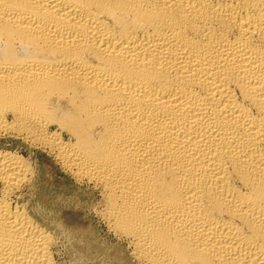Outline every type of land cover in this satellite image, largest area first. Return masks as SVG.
I'll return each mask as SVG.
<instances>
[{
    "label": "bare ground",
    "instance_id": "1",
    "mask_svg": "<svg viewBox=\"0 0 264 264\" xmlns=\"http://www.w3.org/2000/svg\"><path fill=\"white\" fill-rule=\"evenodd\" d=\"M9 116L136 260L264 264V0H0ZM23 160L0 155L4 195ZM20 207L0 201V264H55Z\"/></svg>",
    "mask_w": 264,
    "mask_h": 264
},
{
    "label": "rangeland",
    "instance_id": "2",
    "mask_svg": "<svg viewBox=\"0 0 264 264\" xmlns=\"http://www.w3.org/2000/svg\"><path fill=\"white\" fill-rule=\"evenodd\" d=\"M12 120L9 116L7 122L13 130L0 132V155L21 157L32 175L5 195L0 182V201L21 206L51 236L55 264H146L135 259L125 240L107 230L99 191L63 173L49 149L39 145L36 133Z\"/></svg>",
    "mask_w": 264,
    "mask_h": 264
}]
</instances>
